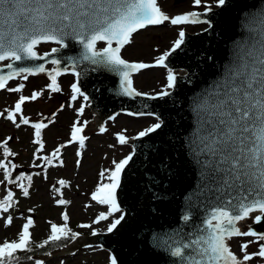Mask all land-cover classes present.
Instances as JSON below:
<instances>
[{
  "label": "snow or ice",
  "instance_id": "6c2138e0",
  "mask_svg": "<svg viewBox=\"0 0 264 264\" xmlns=\"http://www.w3.org/2000/svg\"><path fill=\"white\" fill-rule=\"evenodd\" d=\"M194 2L197 6L201 5V0ZM225 4L226 0H217V6ZM211 8V5H205L206 12L211 11ZM169 20L172 25L203 22L211 26L209 21H201L200 14L196 12L170 18L157 6V0H0V89H5L8 82L17 77L22 76L27 80L31 75L47 71L43 63L22 66L25 62L44 60L63 49H70L75 44L81 49L77 56L49 60L55 67L47 71L51 81L47 85L48 90L53 93L61 91L57 78L68 73L69 68L79 79L83 73L77 71V67L87 62L94 66H104L117 73L123 95H147L133 87L132 74L156 65L166 66L165 60L171 52L183 45L185 33H179L173 48L159 57L155 65L130 63L121 58V50L131 43L133 34L139 29L161 25ZM43 42L55 43L58 47H52L50 52L43 55L38 54L37 47ZM98 42H104L106 46L98 49ZM64 59L69 60L70 64L61 67ZM5 61L8 63H2ZM177 79L174 72L169 71L167 89L175 88ZM23 88L24 84H19L7 90L21 92ZM71 92L72 101L77 100L78 96L86 102L89 101L78 82L71 85ZM41 95L42 91L33 92L31 96L21 95L14 110L5 109L0 112V117L12 122L16 128L29 125L30 120L22 114V106L26 101H35ZM169 95L165 90L149 98ZM63 107L61 106V110ZM77 111L83 114L84 106ZM195 111L199 121L197 162L201 165L202 183L207 190L220 193L217 197L219 203L211 211L210 218L206 217L201 224L196 225L189 234L190 238L175 246L171 255L178 258L180 264H247L254 257L264 258V233H258L251 226L242 231L237 226L238 222L252 218V214L256 212L259 214L255 215L253 222H264V51H249L245 55L238 52L236 59L211 91L195 102ZM31 127L35 129L33 143L38 145L33 154L32 167L43 168L52 165L53 161L58 159L61 148L67 145L57 147L50 155H39L45 149L42 129L47 128L48 124L37 122L31 124ZM160 128L161 124L155 123L139 132L138 136H148ZM83 131L84 125L75 121L68 143L78 142L83 148L86 140L82 135ZM100 131L104 132L106 129L101 127ZM10 139L11 137L0 144L5 158L15 155L8 147ZM118 140L121 145L128 142L123 134H118ZM131 160L132 155H129L116 163L115 169L110 170L107 176L109 182L101 183L92 194L93 201L109 209L107 213H100L94 223L106 220L111 213L120 211L117 190L121 186V174ZM36 161L42 163L38 164ZM77 163L79 164V161ZM9 164L10 162L0 161L5 180L9 184L16 183L23 196L27 197L32 175L21 172L13 180L12 172L19 166L10 164L9 167ZM40 174L34 173L37 176ZM101 176H104V173H101ZM24 180H27V185L22 182ZM66 183L64 180L59 181L61 186ZM13 197L14 193L9 190L7 195L0 199V213H7L14 206ZM58 203L66 204L68 201L60 199ZM68 219L65 213V223L62 226L51 224L50 235L39 247L43 248L50 242L75 240L78 234L68 227ZM123 219L121 215L112 222L108 231H113ZM182 219L188 222L190 216L184 215ZM6 223H12L11 216L7 217ZM32 225L33 220L28 218L17 240H5L0 244V264H20L21 257L17 254L31 251L29 229ZM80 227L90 228L91 225L84 224ZM93 235H96L95 231ZM233 237L254 238L240 244L242 259L237 257L227 243ZM253 243L258 244V251L249 253L247 250ZM36 264L42 262L36 261ZM112 264H116L115 258L112 259Z\"/></svg>",
  "mask_w": 264,
  "mask_h": 264
},
{
  "label": "water",
  "instance_id": "95a60500",
  "mask_svg": "<svg viewBox=\"0 0 264 264\" xmlns=\"http://www.w3.org/2000/svg\"><path fill=\"white\" fill-rule=\"evenodd\" d=\"M181 1L175 0V4ZM199 14L201 21L207 20L211 26L207 23L208 28L201 32H186L183 45L171 52L165 60L166 66H154L184 71L183 75H176L177 83L168 91L169 96L156 99L148 95L125 96L120 90L117 73L87 62L77 67L83 75L79 79L76 77L75 82L89 97L93 112L84 130L100 129L105 121L129 113L138 117L154 116L161 128L145 137L137 135L131 141L132 160L122 172L121 186L117 190V203L124 217L121 223L111 232L80 233L71 243L75 250L63 249L57 255L84 246H100L115 258L116 264H180L171 250L186 242L194 227L204 218H210L211 211L219 203L220 193L207 190L201 179L195 102L211 91L238 52L245 55L249 51H264V0H226L224 6ZM100 44L105 43L98 42L97 47ZM80 51V47L73 44L70 49H63L44 60L25 62L22 66L43 63L46 67L52 58L77 56ZM69 64L70 61L64 59L61 67ZM148 64L155 65V62ZM131 139L127 138V143L130 144ZM184 215L190 216L188 222L182 219ZM251 228L264 233V222L253 223ZM247 251L257 252L258 244H250ZM253 259L255 264H264V258Z\"/></svg>",
  "mask_w": 264,
  "mask_h": 264
},
{
  "label": "rangeland",
  "instance_id": "374dc122",
  "mask_svg": "<svg viewBox=\"0 0 264 264\" xmlns=\"http://www.w3.org/2000/svg\"><path fill=\"white\" fill-rule=\"evenodd\" d=\"M205 5L215 8L217 0H201L200 6H197L194 0H182L178 5L174 4V0H158V7L169 16L189 12L199 13L205 9ZM205 27V24L172 25L169 20L163 26L141 30L135 33L131 43L121 50V58L128 62L154 63L173 48L181 31L193 33ZM52 47V45H41L37 51L44 53ZM104 47L103 44L98 46L99 49ZM50 67L52 66H48L47 69ZM168 72L169 70L163 67H153L136 72L131 77L133 87L147 95H157L162 91H167L169 90L167 89ZM177 73L174 72L175 75ZM21 79L22 76L16 78L9 82L5 89L0 90V112H4L5 109L14 110L15 103L21 95L31 96L33 92L41 91L43 95L35 101H26L22 106V114L30 120L29 125L16 128L12 122L0 117V144L11 137L8 147L11 152L15 153L14 156L5 158L2 154L3 149L0 148V161L19 166L12 172L13 180L23 172L26 175H32V183L29 187V195L25 197L16 183H7L3 169H0V181H3L0 183V199H3L9 190L14 193V206L7 213H0V244L5 240H17L23 225L28 218H31L33 225L29 229L30 246L34 248L36 244L43 243L48 238L51 224L62 226L65 223L63 220L65 213L69 217L66 222L68 227L78 235L93 233V231H108L110 224L121 216V212H113L106 220L94 223L100 213H107L109 209L93 201L91 197L101 183L109 182L107 176L110 170L115 169V164L131 153L130 144L121 145L118 134L133 138L139 132L158 123V120L151 116L135 117L120 114L105 121L106 131L104 132H101L99 128L84 130L83 135L86 140L84 147L81 148L78 142L68 143L71 139L72 125L75 121H79L85 127L87 121L92 119L93 112L89 107V102L84 101L82 97L78 96L77 100H71V85L75 83V76L71 72L59 76L57 81L61 91L58 93L47 89V85L51 83L47 73L31 75L23 81ZM19 84H24L21 92L7 90ZM61 106H64L62 110ZM81 106H84L83 114L77 111ZM17 121L19 122V115ZM37 122L48 124L47 128L42 129L45 149L39 155H50L57 147L67 145L61 148L58 159L54 160L52 165L43 168L32 167L33 154L38 145L33 143L35 129L31 127V124ZM36 163L40 164L42 161H36ZM36 172L41 174L34 175ZM101 173H104V176H101ZM60 180L66 181V185L61 186ZM22 182L25 185L28 184L27 180ZM60 199L68 203L59 204ZM256 214H252V218L243 220L246 222L243 223L242 231L249 228ZM9 216L12 217L11 224L6 223ZM84 224L91 225V227H80ZM253 239V237H233L227 243L237 257L241 258L243 253L240 250V244ZM58 253L60 252L55 251L46 256L21 259L20 264H36V261H41L42 264H112L110 254L95 246L80 247L74 252L62 255H57ZM248 264H255V260L253 259Z\"/></svg>",
  "mask_w": 264,
  "mask_h": 264
},
{
  "label": "trees",
  "instance_id": "16d2710c",
  "mask_svg": "<svg viewBox=\"0 0 264 264\" xmlns=\"http://www.w3.org/2000/svg\"><path fill=\"white\" fill-rule=\"evenodd\" d=\"M70 241L71 239L62 240L59 242H50L49 244L45 245L43 248L39 247L40 244L35 245L36 247L34 248L30 246L31 251L19 252L17 255L21 257V259H26L25 257H31L30 259H33L35 257L45 256L51 252H55V251L60 250L61 248H64L65 246H67V244Z\"/></svg>",
  "mask_w": 264,
  "mask_h": 264
},
{
  "label": "bare ground",
  "instance_id": "6f19581e",
  "mask_svg": "<svg viewBox=\"0 0 264 264\" xmlns=\"http://www.w3.org/2000/svg\"><path fill=\"white\" fill-rule=\"evenodd\" d=\"M244 221L238 223V225L242 228Z\"/></svg>",
  "mask_w": 264,
  "mask_h": 264
}]
</instances>
